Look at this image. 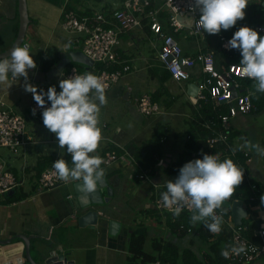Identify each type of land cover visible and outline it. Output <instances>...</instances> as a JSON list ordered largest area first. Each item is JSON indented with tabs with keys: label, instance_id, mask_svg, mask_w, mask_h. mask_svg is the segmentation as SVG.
I'll return each instance as SVG.
<instances>
[{
	"label": "crops",
	"instance_id": "0c3cea01",
	"mask_svg": "<svg viewBox=\"0 0 264 264\" xmlns=\"http://www.w3.org/2000/svg\"><path fill=\"white\" fill-rule=\"evenodd\" d=\"M91 1L94 3L91 4ZM121 2L122 0H27L30 22L24 42L29 43L30 53L37 63V68L29 71L30 83L37 88H46V91L51 86L58 88L60 79L66 78L65 74L74 66L70 67V61H74L70 51L81 49V42L77 41L80 36H63L57 31L59 25L62 27L63 13L67 8L82 16L81 11L86 9H91V14L100 10L110 11L118 7ZM187 24L191 25L188 21ZM18 25L20 27L19 0H0V38L4 37L0 42V53L7 51L14 44L18 35L16 33ZM54 38L58 39L59 44H53ZM145 38L159 43L151 31L148 20H144L139 29L122 36V43L118 50L120 56L126 61L125 65H129L130 69L106 92L113 90L117 98L115 103H121L123 100L126 109L131 110L140 118L142 113L137 107L139 97L145 93L153 97L157 91L162 93L164 98L165 96L170 97L163 88L170 80L181 90L186 101L179 104L162 103L156 100L162 112L151 116V119L142 115L147 120H151L146 123V120L142 118V125L147 126V129L151 128L150 137L139 138L137 142L121 141L120 138L125 130L119 124L114 132L110 130V121H104L102 126L100 124L105 141L96 154L102 159L105 150L120 149L118 147H127L130 143L137 147L144 144L149 145V142L157 138V133L165 141L163 153L157 157L155 174L150 176L149 180L136 178L135 175L139 168L134 161L129 163L121 158L110 166L103 164L102 167L106 169L105 178L113 187V195L109 198L107 188H104L102 195L107 197V201L91 204L87 208L80 206L79 195L74 187L77 181L63 182L53 189L38 190V166H53V162L62 156L67 160L65 158L67 152L66 150L61 152L56 135L44 126L43 120L37 113L33 115V94L25 92L23 79L13 81L10 88L7 85L0 86V101H5L17 112L23 114L29 123L28 143L20 151V153L23 152L21 168H16L11 163L10 155L6 158L0 154V158L4 160L7 167L23 182L21 186L0 194V240H11L7 244H0V264H32L26 255L25 238H29L30 253L37 264H46L47 258L57 254H64L75 264H130L129 237L133 232L144 234L147 238H151L155 233L169 235L164 214L160 213L163 218L159 225L157 219H154L146 210L155 208L154 198L166 186L168 180L175 179L166 175L168 164H173L179 155L186 151L191 126L197 122L200 123L204 117L203 109L197 108L198 85L203 75L198 66L192 79L178 82L170 78L168 81H163L162 73L165 68L158 60L157 49L154 47L158 45L153 46L155 55L152 58L147 57L141 50L142 41ZM178 38L185 52L190 55L204 48L205 39L198 41L191 36L186 38L181 34ZM33 39L38 41L34 51H32ZM51 45L63 49L64 52L57 64L43 71L39 66L38 53ZM134 49L138 51V55L134 54ZM117 65H119L117 69L123 68L122 64ZM61 70L62 76L58 75ZM150 78L152 80H149ZM157 80H160L162 84L157 83ZM248 80L250 79L243 80L244 90H249L245 85ZM170 90L173 92V88ZM190 90L191 92L196 91V95H192ZM251 93L257 94V97L260 95L261 100L264 101V93H257V91ZM172 98L175 99L174 96ZM256 110L255 107L254 111ZM166 119L175 120L179 125L176 128L177 131L174 132V139L171 140L169 134L164 131L165 129L168 131L170 127L168 122H164ZM233 126L245 128L243 131H237V142L249 139L247 130L250 122L246 115L236 117L232 121L231 128ZM180 138L182 142L179 141ZM113 146L117 148H112ZM237 148L238 146L230 141L229 149L225 150V153ZM119 154L123 156L122 151ZM216 156L220 157L218 153ZM250 158V161H246L247 176L254 180L253 184H256L254 195L258 204L252 206L251 209L257 212V229L255 230L257 231L264 228V205L260 202L261 196L264 195V157L250 153ZM126 189L131 191L130 196L126 194ZM17 190L20 195L27 193V196L21 200L9 199ZM244 206L247 207L245 202ZM89 210L98 211L97 224L95 227H82L79 217ZM111 221L121 223L117 234L110 233ZM133 264L142 263L140 260H135ZM252 264H264V261L257 260Z\"/></svg>",
	"mask_w": 264,
	"mask_h": 264
},
{
	"label": "clouds",
	"instance_id": "9594fccd",
	"mask_svg": "<svg viewBox=\"0 0 264 264\" xmlns=\"http://www.w3.org/2000/svg\"><path fill=\"white\" fill-rule=\"evenodd\" d=\"M189 5L186 14L189 24L209 35H217L222 30L232 29L245 18L249 0H189ZM225 47L241 53L242 75L253 80L257 92L264 93V36L243 26L235 31ZM36 68L37 63L28 46H14L10 54L0 58V86L10 88L13 81L23 79L25 92L33 94L37 107L43 109L44 126L56 135L61 152L66 150L71 157V165L63 156L53 162L59 180L65 183L78 181L83 191L95 192L106 176V169L102 167L104 161L96 154L105 141L100 127L101 108L107 104L103 78L87 72L61 78L59 92L56 86L43 91L30 83L29 71ZM58 75H63L62 70ZM244 149L255 150L258 156L264 157V147L248 140L233 152ZM243 181L244 170L232 159L221 161L216 155L203 154L202 159L185 163L179 175L167 181L161 201L174 216L179 217L187 209L192 213L190 222L193 226L203 223L209 232L218 234L223 225L218 210L233 197ZM260 202L264 205V195ZM245 250L242 242L226 245L221 255L224 258L239 256Z\"/></svg>",
	"mask_w": 264,
	"mask_h": 264
},
{
	"label": "built area",
	"instance_id": "2783aa9c",
	"mask_svg": "<svg viewBox=\"0 0 264 264\" xmlns=\"http://www.w3.org/2000/svg\"><path fill=\"white\" fill-rule=\"evenodd\" d=\"M257 2L264 9V0H249ZM189 0H124L121 4L111 11L100 10L91 15L79 16L74 10H66L63 13L61 21L62 28L70 33L80 36L77 41L81 42V51L93 60L94 65L98 62L104 63L107 67L113 64H122V69L108 70L107 68L97 71L98 76H102L106 90L117 83L123 74L129 71L130 66L125 65L126 61L120 56L118 48L122 43V36L129 34L142 27L143 21L148 20L151 31L159 41L157 49V58L162 66L168 70L175 81L189 80L194 77L195 69L199 66L203 75L198 88L201 91H207L214 109L224 107L226 112L218 115L220 125L214 127V121L203 124L211 130L209 143L219 150V159L228 154L235 155L233 150L225 153L229 149L231 138L232 121L240 116L247 115L254 111L252 93L244 90L243 80L249 79L242 75L239 63H230L228 65L218 64L215 54L211 50L200 49L194 55H187L179 41L178 35L184 37H193L200 41L206 35L202 30H197L194 25L187 24L186 14L189 11ZM163 15V17L161 16ZM166 16V18H164ZM199 14L197 13V19ZM160 18L166 20L167 25L161 22ZM257 29L264 32V20L257 25ZM188 30V31H185ZM231 38L220 36L221 46L226 51H233L225 47ZM29 43H23V46ZM94 67V66H93ZM76 66L71 67L65 74L66 78L74 75H83ZM251 80V79H250ZM198 100V98H197ZM50 106V103L49 105ZM139 111L151 117L160 114V105L153 100L150 94H142L137 103ZM43 120L42 108H38L33 101L32 110ZM27 119L17 112L11 105L5 101H0V147L8 148L13 153H20L28 143L27 139ZM119 149H109L105 152L103 159L104 165L110 166L116 161L123 160L134 164L140 168L138 161L127 147H118ZM224 149V152H222ZM118 150V151H117ZM247 160L250 161V153L245 152ZM128 158V159H127ZM234 161V159H232ZM148 173L137 175V178L149 180ZM38 190L53 189L63 181L59 180L52 166L45 168L39 176ZM22 181L7 167V164L0 162V194L7 193L22 185ZM256 188V185H253ZM156 207L161 211H170L165 209L161 196L155 200ZM187 210V209H185ZM172 212V211H170ZM226 224L232 231L233 244L244 243L245 252L239 256H230L224 258V264H252L257 260L264 261V228L255 231L254 235L260 239V243L250 240L245 234L248 226L235 225L233 216L224 217L223 210H218ZM148 264H164L160 260Z\"/></svg>",
	"mask_w": 264,
	"mask_h": 264
},
{
	"label": "trees",
	"instance_id": "16d2710c",
	"mask_svg": "<svg viewBox=\"0 0 264 264\" xmlns=\"http://www.w3.org/2000/svg\"><path fill=\"white\" fill-rule=\"evenodd\" d=\"M124 1V0H122ZM70 7V6H69ZM69 10V8H67ZM91 9H86L81 11L82 16L90 15ZM246 16L243 20L238 21V23L230 30H222L220 34L209 35L207 34L204 42V50H211L215 54V58L218 64L228 65L230 63H239L241 62L242 56L241 53L234 49L233 51H226L221 46L220 36H225L227 38H232L235 31L240 27L248 26L257 30L262 36L264 32H261L257 29V25L261 24L264 20V9L257 2H249V5L245 9ZM163 17V15L161 14ZM167 23V22H166ZM167 25V24H166ZM19 31V25L16 27V33ZM182 35V34H181ZM179 36V35H178ZM185 51V50H184ZM64 50L51 45L42 49L38 53L39 66L43 71L49 70L54 64H57L61 60ZM186 53V52H185ZM187 55H190L186 53ZM194 55V54H192ZM76 66L81 73L92 72L95 74L94 68L101 70L107 68L108 70H115L119 67L117 64H113L107 67L104 63L98 62L87 70L86 66L82 63L76 61H70V67ZM163 81H168L172 78L170 72L165 69L162 73ZM202 81V79H201ZM244 82V81H242ZM244 84V83H243ZM244 86V85H243ZM163 88H165L163 86ZM244 88V87H243ZM38 90L46 91V88L40 87ZM58 92L60 91L59 87L57 88ZM246 90V89H245ZM169 95V94H168ZM257 95V94H256ZM252 94L253 103L259 100V97ZM162 93L156 92L153 95V99L156 101H161L162 103H173L174 100L171 98H163ZM192 103V102H190ZM198 107L201 110L203 109V115L201 122H197L195 125L191 126L190 138L186 144V151L181 153L173 164H168L166 175L176 178L179 175L180 168L187 162L202 159L203 154L216 155L219 153V150L209 143V136L211 135V130L207 129L203 124L206 122L214 121V127H219L220 121L218 115L226 112L224 107L214 109L213 103L210 100V95L207 91H201L198 96L197 101ZM201 106V107H200ZM245 116V115H243ZM238 133V132H237ZM154 141L149 142V145H142L137 147L135 144L130 143L127 145L128 150L133 153L138 161L140 168L137 169V175L143 174L144 172L148 173L149 176L155 174L156 163L158 162V156H161L163 153V143L164 139H161V135H158ZM231 141V140H230ZM229 141V143H230ZM112 148H117L113 146ZM238 149V148H237ZM118 151V150H117ZM121 150L119 149V152ZM106 150L104 151L105 154ZM65 158L68 160L71 165V157L69 154L65 155ZM105 158V155H104ZM103 158V159H104ZM234 159V162L244 170V181L236 189L232 198L226 201L223 205L224 217H229L232 215V204L235 200L244 201L247 205L248 214L247 217H252L257 221V212L253 211L251 207L258 204V200L255 197V188H253L254 180L247 176V157L244 152L241 150L235 151V155L228 154L224 159ZM51 164V163H50ZM45 166H38L37 175L40 176L43 169L47 168ZM139 179V178H137ZM166 190V186L160 190L157 194V197L161 196V193ZM16 194V195H15ZM11 198L13 200H21L27 193H18V190ZM154 198V209H147L146 211L151 214L154 219H157V224H161L162 215L164 214L166 227L169 229L167 234L155 233L151 237V247L152 250H145V243L147 237L144 234L133 232L129 237V252H130V264H133L135 260H140L142 264H148L156 260H160L164 264H224L226 261L221 255L222 249L226 245H232V231L230 227L226 224L223 219L222 231L218 234H213L209 232L203 225V223H197L193 226L190 222V217L192 215L188 210H184L179 217L174 216L170 211H161L156 207ZM246 218V217H245ZM243 218V226L246 224V220ZM248 230L245 232L246 236L250 238L251 241L260 243V239L254 235L257 225H247Z\"/></svg>",
	"mask_w": 264,
	"mask_h": 264
},
{
	"label": "rangeland",
	"instance_id": "374dc122",
	"mask_svg": "<svg viewBox=\"0 0 264 264\" xmlns=\"http://www.w3.org/2000/svg\"><path fill=\"white\" fill-rule=\"evenodd\" d=\"M90 3L92 4L94 2L91 1ZM164 18H166V16ZM160 20L165 25L167 24L165 19L160 18ZM57 31L59 32V34H61L63 36L74 35V34L70 33L69 31L64 30L61 27V25L58 26ZM206 36H207V33L205 36H203L204 37L203 39H205ZM3 39H4V37H1L0 42H2ZM54 40L55 41L53 44H59L57 38H54ZM32 44H33V50L32 51H34L38 45V41L36 39H33ZM154 44H157V42L155 40H150L148 38H145L142 41V45H141V50H142L143 54L149 58H152V56L155 55V50L153 47ZM134 54L138 55V51L136 49H134ZM94 71H95V75H97V69L96 68H94ZM149 80H152V79L150 78ZM157 83H160V80L159 81L157 80ZM160 84H162V83H160ZM253 84H254V82H252L251 80H248L247 84L245 83V85L247 86V88L249 90H251V92L256 91ZM170 88H173V92L170 90ZM165 89H166L167 93L170 95V97L165 96L166 99L174 96V98H175V99H173L174 103L181 104L182 101H186L185 97H183V94L181 93V90L176 85H174L172 83V80H170L168 83H166ZM257 93H259V92H257ZM258 97H259V100L255 104V107L257 110L252 112L251 114L246 115L247 119L250 122L249 129L247 130L249 133L248 141H251L253 144L258 143L261 147H264V101L261 100L260 95ZM163 98H164V95H163ZM106 99H107V104L101 108V116H100L101 126H102L104 121H110L109 127H110V130L112 132L115 131L118 124L120 126H123L125 132H124V135L120 138V140L123 142H137L139 140V138L140 139H147L148 137H150L149 130L151 128L147 129V126L144 127L142 125V118L145 119L146 123H147V122H151V120H147V119H151L152 117H147L144 115L147 118L146 119L142 116L143 114L142 115L140 114L141 118L138 117L137 115L133 114L131 110L126 109V106H125V103H123V100L121 103H115L116 102L115 100H117V98L115 97L113 90L106 92ZM164 122H168L170 127H171V128L170 127L168 128V131H167V129H165L164 131H166V133L169 134L170 140L174 139V132L177 131L176 128H178L179 125H177L175 120L169 121L168 119H166ZM27 125H28L27 129H28L29 128L28 122H27ZM243 130H245V128L240 127V126H233L231 128L232 134H231L230 140L233 144L239 146L240 144H242L245 141V140H242L241 142H237L238 141L237 131H243ZM179 141L182 142L183 141L182 138H180ZM241 151H248L252 155L253 154L257 155L255 150L249 151L247 149H244ZM0 154L6 158H8V156L10 155L11 157L9 158V160L11 161V163H13V165L16 168H18V167L21 168V162L23 161V155H22L23 152L16 154V153L11 152L8 148L0 147ZM3 161L4 160L0 158V162H3ZM126 194L128 196H130L131 191L126 189ZM245 220H246L245 221L246 225H249V226L250 225H257V221H255L252 217H246ZM145 250L146 251L152 250L151 238H147V241L145 243Z\"/></svg>",
	"mask_w": 264,
	"mask_h": 264
},
{
	"label": "water",
	"instance_id": "95a60500",
	"mask_svg": "<svg viewBox=\"0 0 264 264\" xmlns=\"http://www.w3.org/2000/svg\"><path fill=\"white\" fill-rule=\"evenodd\" d=\"M19 13H20V27H19L16 40L14 44L7 51L0 53V58H3L4 56H7L8 54H10V50L14 46H17V45L21 46L25 39L27 27L30 22L28 9H27V0H19ZM70 54L74 61L84 64L87 70L93 67L94 65L93 60H91L88 56H86L83 53V51L81 50L70 51ZM192 86H195V84H192ZM190 93L192 95H196V91L191 92L190 90ZM74 187H75L76 193L79 195L80 206L82 208H87V206H90L91 204L102 203L104 201H107V197H104L102 195V191L104 188H107V191L109 193V198L110 196L113 195V187L109 185L106 178H104V180L101 182L98 189L92 193H87L83 191L81 187V182H78V181L75 182ZM247 215H248V210L244 206V202L241 200H235L232 204V216H233L235 225H241L243 223V218L247 217ZM98 217H99L98 211L89 210L85 214H83L81 217H79L80 225L82 227L84 226L95 227L98 221ZM120 226H121L120 222L111 221L110 233L117 234L119 232ZM9 241L11 240H4V241L0 240V244H7ZM29 242H30L29 238L28 239L25 238V243L27 247L26 255L32 264H37L32 259L30 249H29ZM46 264H75V263L74 261L68 260L64 254H57V255H51L49 258H47Z\"/></svg>",
	"mask_w": 264,
	"mask_h": 264
}]
</instances>
